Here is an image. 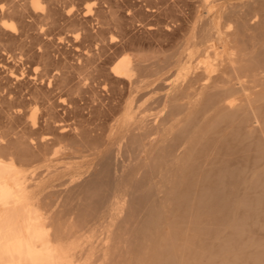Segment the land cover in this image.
Returning a JSON list of instances; mask_svg holds the SVG:
<instances>
[{
  "label": "bare ground",
  "instance_id": "obj_1",
  "mask_svg": "<svg viewBox=\"0 0 264 264\" xmlns=\"http://www.w3.org/2000/svg\"><path fill=\"white\" fill-rule=\"evenodd\" d=\"M131 1L0 0V264H199L217 220L264 227V0Z\"/></svg>",
  "mask_w": 264,
  "mask_h": 264
},
{
  "label": "rangeland",
  "instance_id": "obj_2",
  "mask_svg": "<svg viewBox=\"0 0 264 264\" xmlns=\"http://www.w3.org/2000/svg\"><path fill=\"white\" fill-rule=\"evenodd\" d=\"M116 2H117V4H118V6H120V9H119V7H118V13H120L121 15H123V17L125 16V14H126V12H127V7L129 6L128 5V2H130L131 0H127V2H124V0H115ZM126 1V0H125ZM137 2L138 3V1L137 0H132L131 2ZM177 1H179V5H178V2H176V0L174 1V4L177 6V8L180 6V7H182L183 8V11H184V9H185V13H187V12H189L188 10L190 9L189 7H187L188 8V10H187V8H185V6L186 5H184V4H182L184 1H186V0H184V1H182V3H180L181 1L180 0H177ZM187 2V1H186ZM188 2H190V0H188ZM139 5H142V3H139ZM174 5V6H175ZM142 7H143V5H142ZM179 7V9L178 10H181V8ZM176 8V9H177ZM121 11V12H120ZM184 13V12H183ZM141 19V20H140ZM153 19V20H152ZM139 22V23H138ZM147 22H154V18L153 17H146L145 15H139V16H137L136 17V20H134L133 22H132V24H130V25H128L129 26V30L131 31L130 33L132 34V35H134L135 37H137V38H143V41L145 42V43H148V42H150V41H152L153 40V42L158 38V37H153V35H151V36H148V35H146L145 34V32H144V30H142L143 29V27H142V25L144 24V23H147ZM92 23V24H91ZM87 27L86 28H88V30L89 29H91L90 31H92V29H93V31H94V29H96V27L94 28V26H96L95 25V23L94 22H92V21H90L89 23H87ZM91 25V26H90ZM93 25V26H92ZM90 27V28H89ZM93 27V28H92ZM128 29V28H127ZM115 32L114 33H116V37H120L119 36V32H116V30H114ZM118 33V34H117ZM112 34V35H111ZM111 34H108V35H106L105 37L107 38V36H108V38H109V36L111 35V36H113V35H115V34H113V32H111ZM151 38V39H150ZM175 42V41H174ZM69 43L70 42H64V45H65V47L68 45V48H69ZM62 45V44H61ZM61 45H60V47L59 46H56V47H54L53 48V52H52V54L54 55H59L58 53L56 54L55 52H56V50H57V48L59 47L61 50H60V52L59 53H61V51H62V49H64L65 47L64 46H62L61 47ZM70 49L69 50H67V49H64L63 50V53H61L63 56H66L67 55V57H69V55H68V53L70 54V52H71V50H72V48H73V46H72V44L70 43ZM72 47V48H71ZM58 48V49H59ZM56 49V50H55ZM112 50H113V48H111ZM111 49L109 50L108 48L106 49L108 52H106L108 55H106V54H104L103 53V56L102 57H104V58H106L107 56L109 57V53L111 52ZM174 50V45H173V41H169V42H166V41H164L163 42V46H162V48H161V53H159V54H157V56H158V58L159 59H161V60H163V58H164V54H169V53H171L172 51ZM69 51V52H68ZM74 48H73V50H72V52H71V55H73L74 56ZM114 51V50H113ZM67 54H66V53ZM146 52H149L148 51V49H146ZM64 53H65V55H64ZM73 53V54H72ZM164 53V54H163ZM111 54H112V52H111ZM114 54V53H113ZM160 54H162V55H160ZM70 55V57H69V59H71L72 60V58H74L73 56H71ZM160 55V56H159ZM112 55H110V57H111ZM8 56L6 55V57H5V55H4V61H7V63H9V62H13L12 60H14V62L12 63V65H16V63H15V59H17L16 60V62H17V65H16V68L18 69V68H20L21 66H22V68H23V66H24V69L22 70L21 68H20V72H29V73H32V71H33V68H34V63L32 64V63H30V62H28L27 61V59H25V57L26 56H24V57H22L21 58V60H20V58H14V57H10V58H7ZM102 57H101V59H102ZM107 57V58H108ZM103 58V59H104ZM11 60V61H10ZM22 60H26V61H24L22 64H21V61ZM105 60V59H104ZM19 63H20V65H19ZM27 65L26 66V69H25V64ZM10 64V63H9ZM14 65V66H15ZM18 65H19V67H18ZM33 66V67H32ZM0 81L2 80L1 78L4 76V74H5V76H6V73H5V69L2 67V66H0ZM40 68V67H39ZM4 72V73H3ZM18 72H19V69H18ZM3 73V74H2ZM4 81V80H3ZM156 81H158V80H156ZM156 81H154V83L153 84H155L156 83ZM1 93H2V91H1ZM66 97V96H65ZM68 97V96H67ZM81 102H83V103H85L83 100L81 101ZM88 102V101H87ZM243 188V189H242ZM243 190H244V192H243ZM256 190V193H258V189H255ZM242 191V192H241ZM240 192V193H239ZM249 192H251V194L249 193ZM246 194V195H252L253 196V194L254 195H256V193H254V188H253V190L251 189V188H246L245 189V187L244 186H239V188H237V198H240L243 194ZM251 196V197H252ZM247 197H249V196H247ZM254 197V196H253ZM238 214H239V216H238ZM231 217H233V219L235 218V219H239L238 220V225H240V226H242V231H241V234L239 235V238L236 240V242H235V240L232 242V236L230 235V234H232V232L234 231V228L231 226V224H232V220L233 219H230V220H228V219H223V221H221L220 223L218 222L219 220H217V222L216 223H214V225H210L208 228H212L213 229V232H212V234L210 235V236H205L204 234H202V236H201V242H202V244L203 245H206V242L208 243V245L209 246H207L206 245V251L204 252V251H202L203 253H201V259H200V262H199V264H226V263H231V264H246V262H247V259H248V257H251V256H257L256 254H259V263L258 264H264V249H263V247H264V227H263V225H262V223H260V221L258 222V224H256V222L255 221H253V219L252 220H246L244 217H242L241 215H240V212L238 211V212H236L235 211V213H234V215H231ZM238 217V218H237ZM242 218H244L246 221H244V219H242ZM242 219V220H241ZM243 222V224H241L242 222ZM256 221H257V219H256ZM245 224V225H244ZM258 225V226H257ZM260 225H261V227H263V228H261L260 227ZM232 227V228H231ZM216 230V231H215ZM232 230V231H231ZM218 231V232H217ZM214 234H215V236H214ZM223 235V236H222ZM229 235V236H228ZM212 236V237H211ZM217 236V237H216ZM207 237V238H206ZM231 237V238H230ZM212 238H214V239H212ZM225 238V239H224ZM228 238V239H227ZM231 240H230V239ZM211 239H212V242H211ZM203 240V241H202ZM205 240V241H204ZM220 240H222V241H224V242H222V243H226V240H230L232 243L230 244L228 241H227V248H224V250L223 251H221V253L218 255V253L219 252H217L218 251V249H219V245H220V243H219V241ZM218 243V244H215V243ZM256 243V245H254ZM257 246V248H255ZM208 247H209V249H208ZM262 247V248H261ZM211 248V249H210ZM259 248H260V250H259ZM215 249H216V251H215ZM263 249V250H262ZM214 250V251H213ZM258 250V252L256 253V251ZM213 251V252H212ZM225 251V252H224ZM224 253V254H223ZM252 253V254H251ZM210 254V255H209ZM214 256H213V255ZM230 254V255H229ZM255 254V255H254ZM234 255V256H233ZM211 256V257H210ZM219 256V257H218ZM236 256V257H235ZM247 256V257H246ZM206 257V260L204 259ZM208 257V258H207ZM215 257V258H214ZM217 257V258H216ZM228 257V259H226ZM247 258V259H246ZM263 258V259H262ZM231 259V260H230ZM227 260V261H226ZM245 260H246V262H245ZM209 261V262H208ZM211 261H212V263H211ZM225 261V262H224ZM206 262V263H205ZM249 262V261H248ZM247 262V263H248ZM248 264H250V263H248Z\"/></svg>",
  "mask_w": 264,
  "mask_h": 264
},
{
  "label": "snow or ice",
  "instance_id": "obj_3",
  "mask_svg": "<svg viewBox=\"0 0 264 264\" xmlns=\"http://www.w3.org/2000/svg\"><path fill=\"white\" fill-rule=\"evenodd\" d=\"M33 6L37 9V11H41L42 12L44 10L43 6H41L39 4V0H34ZM91 7H92V5H89V9L90 10H91ZM69 14H71V10H70ZM5 27H7L13 33H15L17 31V29H16L14 24L13 25H5ZM41 31H43V29H41ZM76 39H79V36H77Z\"/></svg>",
  "mask_w": 264,
  "mask_h": 264
}]
</instances>
